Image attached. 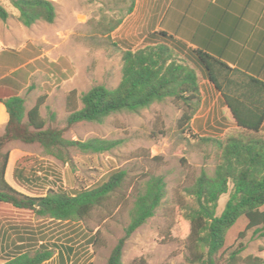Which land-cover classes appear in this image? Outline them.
I'll list each match as a JSON object with an SVG mask.
<instances>
[{"label": "rangeland", "instance_id": "rangeland-1", "mask_svg": "<svg viewBox=\"0 0 264 264\" xmlns=\"http://www.w3.org/2000/svg\"><path fill=\"white\" fill-rule=\"evenodd\" d=\"M49 1L56 7L55 21L52 24L40 21L26 27L19 20V13L11 1L0 0L9 13L6 21L0 19V56L4 51L20 52L25 48L37 56L28 62L32 67L27 69L26 85L20 92L25 110L30 111L40 97L48 95L41 108L47 128L63 130L67 140L86 142L101 139L119 144L102 154L72 151L71 159L64 162L48 155L39 144L13 141L5 151L15 161L14 170L19 166L26 176L40 177L24 184L14 179L13 188L31 197L44 196L49 189L61 188L73 193L92 188L110 173L123 169L128 173V200L117 208L98 209L81 223L55 221L9 204H2L0 219L8 217L11 224L26 225L32 230L33 241L28 252L38 251L39 246L46 245L56 257L58 250L72 247L74 253L70 255V262L74 264H107L130 223L135 195L133 189L145 175L161 176L167 184V195L156 215L126 242L123 264H138L141 259L146 264H188L189 252L182 237L181 225L183 205L193 202L185 189L192 186L203 172L214 175L220 155L215 142L202 139L223 140L230 134L245 136V131L236 127L230 112L220 100V94L208 84L200 69L201 103L189 125L191 132L184 133L179 128L184 111L172 100L155 103L139 113H118L103 123L68 126L66 100L69 93L76 91L79 97L96 86L117 88L122 78L124 52L143 47L148 31H137L132 24L122 25L133 0ZM171 3L165 0L162 10L169 11ZM171 9H176V5ZM195 10L191 5L186 7L188 18L197 16ZM163 14L160 12V17L166 16V13ZM232 18L229 12L226 18L229 26ZM206 22L190 28L189 22L184 25L182 31L188 32L192 38L187 44L195 41L197 49L215 58V54L220 52L217 59H221L231 43V51H236L230 53L238 52L236 58L242 60L240 67H252L251 72L264 82V29H255L248 24L250 29L236 33L235 29H206ZM173 36L178 38L175 34ZM241 68L240 71L243 70ZM227 78L238 79L233 74ZM223 84L227 91L228 82L225 80ZM231 90H228L229 94H233ZM5 94L7 91L0 88V96ZM4 131L5 128L0 131V136ZM228 199L229 195H223L219 200L218 216ZM247 225V219L241 218L227 233L225 246L218 255L222 256L221 264H227L229 254L239 243L246 246L239 264H244L248 256L264 259V237L250 230L240 240L239 235ZM96 235L98 238L94 242Z\"/></svg>", "mask_w": 264, "mask_h": 264}, {"label": "trees", "instance_id": "trees-1", "mask_svg": "<svg viewBox=\"0 0 264 264\" xmlns=\"http://www.w3.org/2000/svg\"><path fill=\"white\" fill-rule=\"evenodd\" d=\"M19 13V20L26 27L43 21L52 24L57 16L56 7L49 0H10ZM135 7L133 0L129 14ZM9 13L0 4V19L6 21ZM30 47V46H29ZM37 58L28 48L20 52L4 51L0 56V88L7 94L0 96L8 122L0 136V205L9 204L19 210H29L41 217L59 222H85L98 209L117 208L128 200V173L119 169L108 175L100 184L73 193L49 189L44 196L31 197L13 188L6 180L10 153L6 146L13 141L39 144L44 151L61 161L71 159L70 153L102 154L118 146L116 141L92 139L86 142L67 140L64 131L47 128L41 108L48 95L40 97L28 112L20 92L26 85L30 60ZM38 61H35L37 63ZM198 69L220 94L224 106L230 112L236 127L245 136L226 135L223 140L202 139L217 144L220 155L214 175L203 172L194 184L185 189L193 204L183 205L182 237L189 252L188 264H221L218 256L226 243L227 233L241 219L248 225L247 232L264 237V82L209 53L189 46L184 41L163 31L148 32L144 46L127 49L123 55L122 78L115 89L96 86L78 97L76 91L67 96L69 113L66 123L72 127L80 123H103L118 113H139L155 103L167 100L183 109L179 128L191 132L189 127L201 103ZM14 70L8 75V72ZM237 80L228 79V75ZM228 82V90L223 81ZM224 120H226L224 118ZM194 138H199L193 135ZM14 179L18 183H30L36 176H26L17 166ZM135 192L130 223L124 236L113 249L107 264H123V253L128 239L153 218L167 195L163 177L145 175L133 189ZM223 195L229 199L220 216L218 202ZM98 236L94 237V242ZM246 246L239 243L231 251L227 264H239ZM61 254V253H60ZM53 258V250L46 247L38 251L18 255L5 264H44ZM244 264H264L258 256H248ZM138 264H146L141 259Z\"/></svg>", "mask_w": 264, "mask_h": 264}, {"label": "crops", "instance_id": "crops-1", "mask_svg": "<svg viewBox=\"0 0 264 264\" xmlns=\"http://www.w3.org/2000/svg\"><path fill=\"white\" fill-rule=\"evenodd\" d=\"M171 1V8L176 5V9L173 10L170 8V10L166 12L165 9L162 10L165 0H135L133 12L127 16L122 25L132 24L137 31L141 32L163 31L170 35L175 34L186 43L190 39L192 40L188 32H185V30L182 31L184 25L188 22L191 24L189 28L201 23L204 24V22L208 21L206 22L208 24V26L205 27L206 29H235L236 33L239 30L250 29L248 24H251L255 29H264V0H170V2ZM189 5L196 9L195 12L198 13L196 17L192 16L188 18L189 15L186 14V7ZM225 7H227L226 10ZM160 12L166 13V16L160 17ZM229 12L233 15L231 26H229L230 23L226 21ZM188 44L197 49L198 44H196L195 41ZM234 45L236 46L235 43ZM230 48L231 43L227 48L228 52H225L219 60L227 63L233 69H239L241 68L240 63L242 60H237L236 55L238 52L236 54L230 53ZM235 51L236 50L231 52ZM219 53L215 54L216 58L220 56ZM241 69H243V72L248 70V72H246L248 75L256 78L260 77L251 72L252 67H244ZM7 122L8 116L6 110L0 103V131L5 128ZM14 165L15 161L12 156H10L6 171V180L12 187H14L12 184V182H14ZM1 207L2 205H0V208ZM11 222L12 221L8 217H2V219H0V264H5V262L11 258L28 253L33 241L32 230H30L29 227L26 225L17 226L11 224ZM45 246L46 245H41L39 247L42 248ZM57 252L56 257H53L44 264H53L55 260L57 261L54 264H74V262H70V255L74 253L72 247H66L65 250L62 249Z\"/></svg>", "mask_w": 264, "mask_h": 264}]
</instances>
